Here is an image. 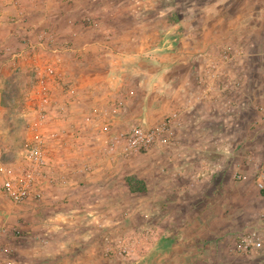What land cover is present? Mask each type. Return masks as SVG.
<instances>
[{"label": "rangeland", "instance_id": "rangeland-1", "mask_svg": "<svg viewBox=\"0 0 264 264\" xmlns=\"http://www.w3.org/2000/svg\"><path fill=\"white\" fill-rule=\"evenodd\" d=\"M38 1L16 0L13 4L0 0V160L13 162L18 157L27 136V124L22 118V111L30 94L32 81L29 78L28 64L25 61L18 64V59L13 58V55L20 53L25 43L30 45L37 41L41 44L48 42L52 34L54 37L51 41L52 46L63 52L61 61L67 68L63 69L61 63H57L59 64L57 66L65 82H71L76 88L77 100L60 121H53L47 126L49 127L47 131L51 132L57 126L67 133L59 140L60 142L52 144L47 150L50 159L55 163L54 166L58 168L62 166L64 172L68 174L70 184L65 189H50L48 195L39 203L21 206L11 204L0 195V229L3 235L0 238V248L3 250H0V264H153V261L157 260L155 250L157 235L153 233L150 218L143 217L136 208L141 198L147 197L144 205L150 213L155 201L144 193L150 189L152 179L161 176L159 167L165 169V172L167 170L166 173L163 172L165 175L163 174L160 180L168 183L167 180L170 178L168 186L181 193L174 207L177 209L174 212L177 215L171 218L174 222L176 219L179 223L186 224V230L183 235H177L176 248L172 252L177 255L175 264H180L182 254H187L191 260L181 264H264V190L259 191L255 186V176L264 169V19L259 22L257 16L254 21L250 15L262 13L263 0H251L254 1V7L251 8L247 5V0H233L226 10L229 14L242 16L246 24L251 21L249 24H254L256 28L250 34L247 31L240 32L235 40L237 47L244 52V58L238 65L241 87L225 95L227 100L218 107L195 104L193 111L210 117L201 122L205 124L200 125L197 131L190 127L184 130V126L180 128L181 132L176 129L171 131L172 141L181 147L177 148V145L175 148L170 144L165 148H152L146 153L128 158L127 162H123V159L112 161L109 158L102 144L107 136H91L85 133L90 126L88 122L82 121L80 126H77L74 120L70 121L71 117L68 114L76 110L81 92L89 95L87 86L80 91L75 83L74 75L78 71L77 64L72 59L74 52L71 50L75 44H85L88 41L105 43L102 41V37L107 35L104 30H110L109 38L104 37L106 42L112 48H117V51L121 49L124 52L130 51L132 47L128 38L135 33L133 28L136 27L133 17H129L128 14L139 10L134 4L137 0H72L69 7L72 12L78 11L73 19L81 30L78 41L77 38L74 41L72 34L69 36L64 33L65 31L55 32L58 28L53 26L55 22L52 20L37 19ZM147 1L143 8L150 7L149 11L171 14L174 20L179 21L180 26L193 23L199 28L198 15L202 12L203 5L216 0ZM22 12L27 15L25 19ZM90 25L97 31L87 34ZM62 26L65 30L69 23L64 19L60 27ZM43 32L46 34L39 37ZM193 35V44L198 45L199 33L193 32ZM137 39L140 37L137 36ZM174 42L178 49L180 47L178 39ZM46 52L47 49L43 53H38L49 63L57 62ZM159 52L158 50L148 52L141 60L156 65L158 60L155 55ZM163 53L166 54L167 51L164 50ZM163 53L160 54L165 56ZM194 58L193 63L197 65V62H200L198 54ZM102 70L99 69L101 72ZM177 78L174 79L172 87L166 85L162 88L164 99L170 100L176 96L175 94H180L178 106L173 110L168 108L169 102L153 106L152 92L145 103V92L132 84L133 90L129 96L132 99L120 107L125 112L123 115L125 118H118L117 122L108 125L109 133L124 132L129 124L153 127L174 111L184 109L181 94L184 95L185 91L181 90L184 87ZM105 97L109 107L105 109L104 105H100L99 108L106 112L109 108L113 110V103L119 98L112 100L111 95L107 93ZM92 103L87 99L83 105L87 110L94 105ZM120 110L116 109V112L113 110V114H119ZM199 117L196 119L197 122ZM185 119L184 116L180 120L183 125ZM81 120L78 118L77 121ZM101 124L107 125L106 122ZM72 128L82 129L80 140L71 141L69 148L66 143H69L67 140L71 138ZM202 128H206V131ZM72 142L82 146L74 149ZM216 144L222 145L220 150H216ZM202 145L206 146L203 151L200 149ZM201 152L204 157L216 160L215 164L218 167L216 174L223 177L221 188L232 190L229 192L234 197L218 198L220 201L218 203L211 200L206 210L202 209V204H197L192 210L187 203L197 200L196 192L199 191V185H205V182L189 181L187 178L189 174L197 176L201 170L199 165L195 163L196 165L184 170L179 162L175 166L166 164L168 159L180 157L182 153L197 160ZM107 163L113 165L106 166ZM214 172L206 190L210 191L216 186L213 180L216 179ZM166 174H169L168 177ZM237 176L245 179L239 180ZM127 180L136 183L139 191H127L129 190ZM144 182H147L149 187H146ZM187 184L190 190L194 191L193 197L189 195V198L186 197L188 192L184 189ZM124 222L130 226L123 227ZM203 223L209 224L210 227L206 225L207 228H201ZM218 232L223 235L218 237L213 235ZM145 233L149 236L147 242L144 241L145 236H141ZM247 233H255L263 242V249L251 257L234 256L232 254L234 244L240 236ZM117 237H132L138 242L140 240V244L132 246L133 252L126 258L106 255L104 251L106 240L112 242ZM215 239L218 241L216 247L213 244L205 247L202 246L203 243L200 244L203 240L214 242ZM191 240L196 250L193 245H189ZM195 252L200 256L193 259ZM204 254L209 255V260L202 258Z\"/></svg>", "mask_w": 264, "mask_h": 264}, {"label": "crops", "instance_id": "crops-1", "mask_svg": "<svg viewBox=\"0 0 264 264\" xmlns=\"http://www.w3.org/2000/svg\"><path fill=\"white\" fill-rule=\"evenodd\" d=\"M247 1V5H249L250 8L254 7V1ZM147 2V0L135 1L134 4L139 10H137L136 13L132 11L130 14H128L129 17H133L135 21L134 26L136 27L133 28V31H135V33L128 38L130 41L129 44H131L130 46L132 47L130 51L124 52L123 49L117 51V48H112L106 42L105 38H109L108 33H110V30H104V33H106L107 35H104L102 37V41H105V43L97 42L94 40L88 41L85 44H75L72 47L71 51L74 52L73 55L75 58L74 59L72 56V59L74 63L77 64L76 70L78 71L74 75V78L76 79L75 83L77 84L79 90H84V87L86 86V89H89L87 90V94L89 95H85L83 92H81L80 98H78L76 110L70 111L68 114L71 117L70 121L74 120L73 122L77 126H80V123L84 121V118L88 116L89 113H91L92 108H99L100 105H104L103 108L105 109L109 107V102H106V93L108 95H111L110 99L114 100L115 98L120 96L121 98L119 102H121L122 104H128L127 100L132 98H128L126 95L131 93L130 91L133 90H131L132 84L136 85L138 89H141L143 92H145L144 102L149 100V93L152 92V94L154 93L152 102L153 106L154 104L155 106H158V104H162L163 102H169L168 108H171V110H173V108L178 106L177 103L179 101L178 97L180 94H175L176 96L172 97L170 100H168L167 98L164 99V96H162V88L166 85H170L172 87L174 79L178 77V81L180 80V83L183 84L184 87L181 88V90L183 89L185 91L184 95L181 94V99L184 101L185 108L174 112H177L179 114L180 120L185 116L186 122L184 121L185 125L180 122V127H178L176 130L180 131V128L184 126V130H188V127H190L192 130L197 131L200 125L205 124L201 122L207 117H210V115H202L198 114L196 111H193L192 109L195 107V104L204 105L205 107H218L227 100L225 95H229L230 92L234 91L229 90V88L225 89L224 86H229L231 81L239 78L238 68L240 67H238V65L240 60L244 58V56L242 58L233 60V62L227 64L225 68L216 67L214 64H212V62L218 63L216 60L218 59L219 54L224 49L228 48V46H238L235 44V40L237 39L240 32L244 33L245 31H247L250 34L256 28H254V24H249L251 21L247 22L246 24V21L242 16H237L238 14H229L226 11L233 0H216L212 3L206 2L202 7V12L198 15L200 22L199 28H197L196 25H193V23L185 25L182 24L180 26L179 21L174 20L171 14L149 11L151 9L150 7H147V9L143 8L145 3ZM71 3L72 0H39L37 2L38 7L36 5V7L38 8L36 10L38 12H36L38 14H36V18L40 20H52L53 23L55 22V25H53V23L52 25L58 28L55 30V32L57 30L60 33L61 31H65L64 33L68 34L69 36L72 34V37H74V41H76L75 38H77L78 41L80 40L79 35H81V30H79V24H75V19H73L76 12L78 11L72 12L73 10H70L69 6H71ZM262 3V13L257 12L250 14L251 18L254 21L258 18V20H260L259 22H262L261 19H264V0L262 1ZM52 8H55L54 11L51 10ZM22 14L25 19L27 15H25L24 12H22ZM64 19L69 23V26H66V28H64L65 30H63V26L60 27V25L62 24V20ZM92 19L94 20V18ZM63 25L65 26V24ZM96 31L97 30H95V27H92L90 25L87 34H90L92 32L95 33ZM193 32L199 33L200 39L199 43H197L198 45L193 44ZM24 33L27 34V32ZM45 34L46 32H43V34L41 33L39 37H43ZM137 36L140 37L139 40L137 39ZM53 38L54 37L51 34L49 36V39H46L52 41ZM25 39H27V37ZM175 39H178L180 43V47L178 49H176L177 46L174 42ZM32 44L37 45V52L39 53H43L44 50L47 49L46 53L52 56L54 58V61L57 60V63H61L63 69L66 70L67 67H65L64 63L61 61L63 52L59 48L57 49L56 47H53L52 43H49L47 46L46 42H43L41 44L37 41L36 43L33 42ZM39 44H41V46ZM52 50H55L54 53L52 52ZM154 50L160 51L155 55L158 60V63L156 65H151L148 62L141 60L145 54ZM164 50L167 51L166 54L163 53ZM169 50L170 52H168ZM160 53H163L165 56L161 55ZM197 54L200 62H197V65H194V57H196ZM38 57L44 60V58L40 56ZM100 68L103 69L102 72L99 71ZM71 77H73V74H71ZM155 86L157 88H155ZM193 90L194 93H192ZM125 96L127 98L124 99ZM87 99L89 100V102H93L92 105H94L90 109L88 108L86 110L83 103ZM100 100L101 102H98ZM103 108L99 109L105 111ZM113 113L114 112L112 108H109V111H105L104 115L100 114L97 119L94 120V122L89 121L88 123L90 124V126L87 127L88 130L85 133H89L91 136L95 135L106 137L109 134L110 129H108L109 127H107L106 131L103 130V127H105V125L103 126L101 124L103 121V117L108 125H111L113 122H117L118 118H125V116L123 117V115L125 114L123 108L120 110L119 114ZM112 115L114 116L112 117ZM197 117H199V122H197L198 120H196ZM78 118L82 120L77 121ZM194 119L195 121H192ZM81 129L82 128H77V130L79 131L78 135L81 134ZM202 129L205 130L206 128ZM70 137L72 139L70 138L67 140L70 144L66 143L68 147L71 146V141L75 142L77 140V138H73L72 133ZM73 142L72 146H74V149L82 146L81 144H76ZM171 145H173L175 148L177 145V148L181 147V145L178 143H175V145L172 143ZM215 146L216 150H220L222 147V145L220 146L219 144H216ZM205 148L206 146L204 145L200 146L201 151H203V149ZM91 156L94 158V155L91 154ZM204 156L205 155L203 154V152H201V155L198 157V159L193 160L187 154L182 153L180 157L168 159V163L166 164L175 166L179 162L178 164H180L181 168L184 170H186L187 168H191L193 165H199L201 169L199 172V177H195L189 174L190 176L187 178L189 181L195 180L196 182L200 183L205 182V185H199V191L196 192L198 194L197 200H194L193 202L190 201V203L187 201V206L189 205L188 207L192 210L195 209V206L197 204H202V209L206 210L207 206H209L208 203H211L212 201H215L217 203L220 202L218 198L234 197V195L229 192L232 190L228 191L226 188H221L223 185V177L221 178L219 176L221 174H216L218 169V167L216 166L217 164H215L216 160H211L210 158ZM111 160L115 161L118 160V158H113ZM124 161L127 162L128 159H123V162ZM111 165L113 164H106V166ZM158 171L161 176L167 172V170L165 172V169H160V167ZM173 171L175 172V170ZM213 171H215L214 173L216 179L213 178V180H215L214 182L216 186L212 187L213 189L209 191L206 189L208 187V181L213 177ZM168 175L166 174L167 177ZM161 176L152 179L150 189L148 188L147 193H144L146 195H150L153 198V201H155V204H153L151 207L150 213L147 212V208L144 205V201L147 200V197L141 198V202L137 206L136 210L139 211V213L143 217L150 218V221L153 224V233L157 235V240L155 241L157 260L153 261V264H175L177 261V255L173 254L172 252L176 248L175 243H177V235L179 236L185 233L184 230H186V224L183 225L181 224L182 222L179 223V221L176 219H174L175 222L172 220V218H175L173 216L177 215V213H174L175 211H177V209L174 207L175 205H177L178 199L179 197H181V193H179L177 190L174 191V188L172 189L168 186V184H170V178H168V183H166L163 182L164 180H160ZM105 179L106 181H108L107 178ZM144 183L146 187H149L147 182ZM66 188H68V186ZM184 190L188 192L186 193V197H188V195L189 197H193L194 191L190 190L188 184L186 185ZM127 191L129 190L127 189ZM202 200H205L206 202L203 203ZM170 208H173L174 211H172V209L170 210ZM124 223L125 224L123 227L130 226L126 222ZM206 225L210 227L209 224L206 223ZM206 225H204L203 223V225H201V228H207L208 226ZM157 231L161 232L158 233ZM213 235H217L216 237H218L223 235V233L219 234L218 232L217 234ZM190 242L191 243L189 245H193V240H191ZM204 242L206 241L203 240L202 242H200V244L203 243V247L209 244H213L214 247L218 245V241H216V239L214 242ZM187 243L188 241H186L185 244ZM193 248L194 250H196V246H194ZM193 256V259H195L199 257L200 254L198 252H195ZM202 258L204 260H209V255L204 254ZM190 260L191 258H188L187 254H182L179 259L180 264L181 262Z\"/></svg>", "mask_w": 264, "mask_h": 264}, {"label": "built area", "instance_id": "built-area-1", "mask_svg": "<svg viewBox=\"0 0 264 264\" xmlns=\"http://www.w3.org/2000/svg\"><path fill=\"white\" fill-rule=\"evenodd\" d=\"M5 1L13 4L16 2V0ZM49 43L51 40L46 42L47 46ZM37 51V45L25 43L21 52L13 55V58L18 59V64L21 63L20 61L28 64L29 78L32 81L31 91L22 111V118L27 124V136L22 143L18 157L13 162L0 160V195L15 206L39 203L48 195L50 189H63L69 184L68 174L64 172L62 166L60 168L54 166L55 163L50 159L47 150L52 144L60 142L59 140L67 133L57 126L53 131H47L49 128L47 126L53 121H60L64 114L73 107V103L77 100V92L71 82H65L57 62L49 63L40 59ZM54 51L52 50L53 53ZM243 56L244 52L240 47H229L219 54L216 60L218 63L212 62V64L225 68L233 60ZM241 84L242 81L237 78L231 81L229 86L224 87L237 90ZM130 94L126 96L129 98ZM126 96L124 99L127 98ZM118 98L117 102L113 103L114 112L123 106L119 102L121 97ZM100 114L104 115L102 109L92 108L84 121L94 122ZM102 122H106L104 117ZM107 127L108 124L103 127V130L106 131ZM178 127H180L179 114L173 112L153 127L129 124L124 132L109 133L106 139H103L102 144L111 159H128L146 153L152 148H165L172 143L175 145L171 138V131ZM72 129L73 138L80 140L79 131L76 128ZM196 177H199V173ZM237 179L244 180L245 178L237 176ZM255 186L259 191L264 190V169L255 176ZM146 234L148 233L141 234L142 237L145 236V242L149 239ZM1 236L3 235L0 229V238ZM139 242L132 237H117L112 242L106 240L104 251L106 255L115 258H126L133 252L132 246H139ZM262 249L261 239L255 233H247L238 238L232 254L236 257H251L260 253ZM0 250L3 251L2 248Z\"/></svg>", "mask_w": 264, "mask_h": 264}, {"label": "trees", "instance_id": "trees-1", "mask_svg": "<svg viewBox=\"0 0 264 264\" xmlns=\"http://www.w3.org/2000/svg\"><path fill=\"white\" fill-rule=\"evenodd\" d=\"M127 184L129 186V191H139V188H137L136 183H134L133 181L131 182L130 180H127Z\"/></svg>", "mask_w": 264, "mask_h": 264}]
</instances>
